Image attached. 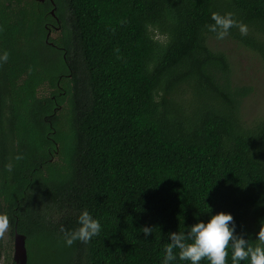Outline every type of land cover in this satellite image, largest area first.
I'll list each match as a JSON object with an SVG mask.
<instances>
[{
    "label": "trees",
    "instance_id": "16d2710c",
    "mask_svg": "<svg viewBox=\"0 0 264 264\" xmlns=\"http://www.w3.org/2000/svg\"><path fill=\"white\" fill-rule=\"evenodd\" d=\"M2 1L0 213L26 264H161L168 232L219 211L259 243L264 110L244 119L227 45L264 68V0ZM212 12L247 33L216 40ZM81 209L100 231L65 245Z\"/></svg>",
    "mask_w": 264,
    "mask_h": 264
},
{
    "label": "clouds",
    "instance_id": "9594fccd",
    "mask_svg": "<svg viewBox=\"0 0 264 264\" xmlns=\"http://www.w3.org/2000/svg\"><path fill=\"white\" fill-rule=\"evenodd\" d=\"M211 23H207V32L214 34L216 40H222L228 35L229 29L236 27L241 35L247 33V25L234 19L232 12L210 14ZM7 52L0 54V61L7 59ZM210 211V209H208ZM77 227L65 230L60 226L65 245L70 246L79 240L87 243L100 231V223L87 209H81L77 217ZM8 228V217L0 213V234ZM235 223L231 213L219 211L208 216L207 220L197 219L187 227V231H171L167 233L168 242L164 245L161 264H171L177 259L188 261L189 264H200L202 258L208 264H226L225 257L231 249V264H240L247 259L248 264H264V227H259L255 239L259 241L255 246L248 242V234L235 233ZM152 227L143 226L141 232L147 237ZM173 249L178 251L174 252Z\"/></svg>",
    "mask_w": 264,
    "mask_h": 264
},
{
    "label": "rangeland",
    "instance_id": "374dc122",
    "mask_svg": "<svg viewBox=\"0 0 264 264\" xmlns=\"http://www.w3.org/2000/svg\"><path fill=\"white\" fill-rule=\"evenodd\" d=\"M37 1V0H36ZM5 2L0 0V8L5 7ZM12 9V5L10 6ZM17 10L14 9L12 14L16 13ZM55 37V35H54ZM158 38H162L158 36ZM228 47H233V53L241 55H236V58L239 62V70L237 71V75H234V80L236 83H248L251 87H253L252 94L247 98V100L243 101V110L244 119L247 121H251L256 114L262 110H264V68L261 67L258 60L244 52L242 48L234 47V44L227 45ZM251 56V57H250ZM243 71L244 74L240 73ZM46 91L48 89L44 86ZM46 91H38L39 95L46 93ZM38 95V96H39ZM13 260V238L9 235V229L5 230L0 235V264H11ZM39 260V259H38Z\"/></svg>",
    "mask_w": 264,
    "mask_h": 264
},
{
    "label": "water",
    "instance_id": "95a60500",
    "mask_svg": "<svg viewBox=\"0 0 264 264\" xmlns=\"http://www.w3.org/2000/svg\"><path fill=\"white\" fill-rule=\"evenodd\" d=\"M50 13L53 15V10H51ZM13 238V262L14 264H26L27 255L25 248V236L19 233H15Z\"/></svg>",
    "mask_w": 264,
    "mask_h": 264
},
{
    "label": "flooded vegetation",
    "instance_id": "af4514ba",
    "mask_svg": "<svg viewBox=\"0 0 264 264\" xmlns=\"http://www.w3.org/2000/svg\"><path fill=\"white\" fill-rule=\"evenodd\" d=\"M45 2V0H43V1H40V3H44ZM46 25H48V26H46ZM45 28H46V37L49 39H55L56 38V36H57V32H58V30H57V28L58 27H56L54 24H51V23H48V24H45ZM54 35H55V37H54ZM11 264H14V262H13V260H12V262H11Z\"/></svg>",
    "mask_w": 264,
    "mask_h": 264
}]
</instances>
